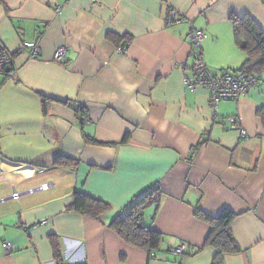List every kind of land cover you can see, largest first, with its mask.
Instances as JSON below:
<instances>
[{
	"label": "crops",
	"instance_id": "obj_1",
	"mask_svg": "<svg viewBox=\"0 0 264 264\" xmlns=\"http://www.w3.org/2000/svg\"><path fill=\"white\" fill-rule=\"evenodd\" d=\"M93 1L0 0V39L13 57L0 73V199L53 183L0 202V264H55L50 235L65 264H213L211 226L197 209L236 215L242 250L224 264H264V74L218 111L208 89L185 83L191 29L207 35L211 73L237 72L247 55L231 18L248 16L264 32V0ZM169 10L184 21L167 26ZM25 43L40 47L37 59ZM62 46L67 63L54 60ZM231 116L246 138L229 129ZM59 156L76 164L56 166ZM156 188L163 201L143 216L164 236L153 256L111 224ZM76 192L111 209L97 219L69 210Z\"/></svg>",
	"mask_w": 264,
	"mask_h": 264
},
{
	"label": "trees",
	"instance_id": "obj_2",
	"mask_svg": "<svg viewBox=\"0 0 264 264\" xmlns=\"http://www.w3.org/2000/svg\"><path fill=\"white\" fill-rule=\"evenodd\" d=\"M231 22L234 28L235 41L247 55L246 61L237 72L261 77L264 74V32L248 16L243 18L232 17ZM261 113L264 115L263 110ZM53 163L56 166H73L76 164L74 160L64 156L56 157ZM163 198L164 193L159 188L146 193L133 204L125 215L116 217L111 226L128 244L145 249L149 254L161 251L164 236L153 230L151 224H145L143 216L147 209L153 206L157 209ZM110 209L111 206L108 203L80 192L74 194L73 202L69 207V210L96 219ZM195 215L211 226L204 248H213L216 251L213 264H224V258L227 254L241 252L242 249L232 230V222L236 217L234 212L223 209L218 216H212L197 209ZM49 242L53 248L55 264H65L59 238L56 235H50ZM200 251L201 249L197 253Z\"/></svg>",
	"mask_w": 264,
	"mask_h": 264
},
{
	"label": "built area",
	"instance_id": "obj_3",
	"mask_svg": "<svg viewBox=\"0 0 264 264\" xmlns=\"http://www.w3.org/2000/svg\"><path fill=\"white\" fill-rule=\"evenodd\" d=\"M97 0L93 1V5L96 6ZM60 12V8L57 9ZM184 17L174 10H169L165 18L167 26L182 23ZM192 48H193V62L191 73L186 77L185 83L190 91H196L199 88H206L210 92V103L214 110L218 111L220 103L226 101H238L242 97L246 96L252 89L258 87L261 84V78L259 76H248L241 72L223 71L220 74H213L209 71L203 54L202 43L207 38V35L201 31L191 29L188 34ZM127 44L118 49L119 52L125 51ZM24 51L29 52L33 59H37L41 50L36 43H25L22 47ZM54 60L60 63H67V48L60 47L55 51ZM13 57L7 47L0 39V73H3L6 68L12 63ZM85 119V117L83 118ZM227 123L230 130H237L240 132L241 137L246 138L247 133L241 127L239 120L235 116L227 118ZM53 187V183H46L37 188H31L25 192H14L13 195L7 199H19L25 195H31L38 191H45ZM1 201V202H2ZM7 253L12 252V246L9 243L3 244ZM187 248L186 244H182L175 249V254L183 255ZM153 256L154 253H151Z\"/></svg>",
	"mask_w": 264,
	"mask_h": 264
},
{
	"label": "water",
	"instance_id": "obj_4",
	"mask_svg": "<svg viewBox=\"0 0 264 264\" xmlns=\"http://www.w3.org/2000/svg\"><path fill=\"white\" fill-rule=\"evenodd\" d=\"M2 199H7V198H1V199H0V202L2 201Z\"/></svg>",
	"mask_w": 264,
	"mask_h": 264
},
{
	"label": "rangeland",
	"instance_id": "obj_5",
	"mask_svg": "<svg viewBox=\"0 0 264 264\" xmlns=\"http://www.w3.org/2000/svg\"><path fill=\"white\" fill-rule=\"evenodd\" d=\"M223 72V71H222ZM218 74H220V73H218Z\"/></svg>",
	"mask_w": 264,
	"mask_h": 264
}]
</instances>
